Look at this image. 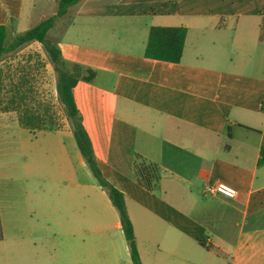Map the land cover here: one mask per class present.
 Wrapping results in <instances>:
<instances>
[{
    "label": "crops",
    "instance_id": "obj_1",
    "mask_svg": "<svg viewBox=\"0 0 264 264\" xmlns=\"http://www.w3.org/2000/svg\"><path fill=\"white\" fill-rule=\"evenodd\" d=\"M25 4L0 0V25L21 21ZM152 27L187 29L180 63L145 56ZM51 32L68 64L94 73L74 98L104 178L125 196L142 264H264V0H82ZM6 61L0 71L14 82L32 65ZM60 123L30 131L0 113L5 139L35 140L21 163L0 155V264L118 261L108 246L85 249L124 232L107 191L111 216L99 215L73 125ZM136 155L161 169L164 198L133 179ZM218 183L236 197L204 193Z\"/></svg>",
    "mask_w": 264,
    "mask_h": 264
},
{
    "label": "trees",
    "instance_id": "obj_2",
    "mask_svg": "<svg viewBox=\"0 0 264 264\" xmlns=\"http://www.w3.org/2000/svg\"><path fill=\"white\" fill-rule=\"evenodd\" d=\"M80 1L82 0H58L56 15L16 36L12 41L8 40L6 26L0 25V60L30 42H38L43 46L57 74L58 98L64 107L67 118L73 125L72 135H74L77 146L99 186L108 192L110 200L119 212L131 262L142 264L125 196L104 178L95 156L93 143L83 124L74 98L73 90L77 84L81 80L92 81L94 73L89 72V75L84 77V70L80 65L68 64L48 33L55 27L57 21L65 17L69 9ZM148 36L145 52L147 58L170 63L182 61L187 37L185 27H152ZM3 72L0 74V113L16 112L19 124L30 131L55 132L62 129L52 106L40 102L36 103L29 73L21 71V76L14 82L10 80L8 74L4 76ZM258 164H264V148L261 151V159ZM133 179L140 187H144L145 190L154 194L162 180V171L156 164L147 162L136 155L133 163ZM2 240L0 220V241Z\"/></svg>",
    "mask_w": 264,
    "mask_h": 264
},
{
    "label": "rangeland",
    "instance_id": "obj_3",
    "mask_svg": "<svg viewBox=\"0 0 264 264\" xmlns=\"http://www.w3.org/2000/svg\"><path fill=\"white\" fill-rule=\"evenodd\" d=\"M54 7H56L55 0H26L25 11L21 21L13 25L7 31L8 40L12 41V39H14L16 36L21 35L26 30L37 26L42 18L46 17L47 20L48 18L52 17L49 15L55 10ZM51 31L48 32L49 37L55 42L54 37L56 33L54 32L52 34ZM52 35H54V37H51ZM3 58L7 59L6 62H9V58L17 59L18 62H20V60L23 61L28 59L32 65L28 66L27 73H29L31 76L30 79L32 80L31 83L32 87L34 88L33 91L37 100L36 103L40 102L41 104H50L56 116L59 118V122H61L63 119L66 123L71 122L66 116L63 105L59 101L57 93V74L55 73L52 65L47 68V66L50 64V58L42 45L36 42L34 45H30L28 48L23 46L14 53L8 54ZM24 69L25 68L23 66L22 71ZM14 135H16V139H12L10 142L9 140L5 139V135L0 131V155L17 153L18 157H16V159L18 158L19 162L21 163L22 160H25V155L30 152V141L35 142V140L28 131H23L21 134L16 133ZM48 168L51 171L53 170V167L50 165ZM90 176L91 177H88L82 173V182L90 186V189H87L88 195L91 197V200H95L97 198L98 207L100 209L99 215L110 217L111 213L108 211L106 206V204L109 202L108 196H101L102 192L106 190L99 186L95 177L92 175ZM162 186L163 184L160 182L159 186H157L158 188L154 192V194L159 198H164ZM166 197L170 199L169 196ZM86 202H89V199L83 197L81 200L83 216H86V214L89 213L87 206L84 207ZM115 212L119 216L117 210ZM123 236L124 235L121 231L113 230L108 234L107 238H88L85 240V249L89 251L93 248H96V252H100L103 248L108 246L112 251H114V255H118V261L116 257L115 264H129L128 261H130V257L128 255L127 242ZM42 250L46 252L48 251V248L43 247Z\"/></svg>",
    "mask_w": 264,
    "mask_h": 264
},
{
    "label": "built area",
    "instance_id": "obj_4",
    "mask_svg": "<svg viewBox=\"0 0 264 264\" xmlns=\"http://www.w3.org/2000/svg\"><path fill=\"white\" fill-rule=\"evenodd\" d=\"M204 193L208 195L218 194V195H222L227 198H230V199L235 198L237 195V192L235 191L233 187L227 184H224V183H218L214 186L206 187Z\"/></svg>",
    "mask_w": 264,
    "mask_h": 264
}]
</instances>
